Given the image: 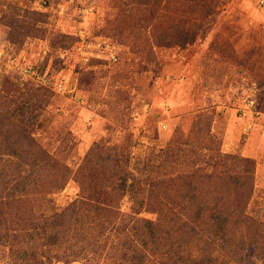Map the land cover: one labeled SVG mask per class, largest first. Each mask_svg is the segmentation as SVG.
<instances>
[{"label":"rangeland","instance_id":"374dc122","mask_svg":"<svg viewBox=\"0 0 264 264\" xmlns=\"http://www.w3.org/2000/svg\"><path fill=\"white\" fill-rule=\"evenodd\" d=\"M129 2L0 0V116L15 105L11 99L26 98L30 86L47 87L40 100L48 102L41 110L35 109L38 124L33 134L59 161L49 162V167L68 165L73 177L86 151L97 143L122 145L123 151L128 144L138 178L152 172L169 173L165 171L171 163L141 170L149 154L160 152L173 136H178L173 141L177 155L186 161L197 158L195 154L204 152V146L219 145L224 153L253 160L254 191L248 211L261 213L264 0H210L211 14L200 19L196 38L186 45L157 44L160 27L180 15L173 13L179 5L176 0H168L162 10L155 8L148 24L141 12L130 9ZM16 121L5 125L10 136L13 127L15 131L21 127L14 126ZM206 132L215 136L212 144L203 141ZM185 139L186 147L182 145ZM13 160L0 157L2 195H11ZM178 162L181 169L187 166L184 159ZM77 183L69 178L50 193L28 195L35 199L38 211L50 213L79 197ZM131 205L129 195L124 194L118 210L132 213ZM134 215L155 219L157 213L142 209ZM9 245L0 243V264H11ZM110 246V241H97L96 255L108 252ZM91 258L95 261L89 264L109 262L104 256ZM251 259L253 264H262L259 258Z\"/></svg>","mask_w":264,"mask_h":264},{"label":"trees","instance_id":"16d2710c","mask_svg":"<svg viewBox=\"0 0 264 264\" xmlns=\"http://www.w3.org/2000/svg\"><path fill=\"white\" fill-rule=\"evenodd\" d=\"M129 3L148 24L155 8L162 10L168 0ZM176 3L179 5L173 13L180 15L172 23L166 22L170 25L160 27L157 44L194 41L200 19L212 12L210 0ZM182 4L186 5L184 11ZM189 20L191 24L186 25ZM29 89L26 98L11 99L15 105L0 116L4 135L0 138V157L15 158L11 195L0 193V243L10 242L11 264H70L83 258V264H89L95 261L91 255L95 259L104 256L108 264H253L252 257L264 264V210L256 215L248 211L254 191L252 159L210 145L204 146V152L197 151V158L186 161L177 155L173 141L178 136H173L172 143L157 154L150 153L146 163L142 160L141 171L170 163L174 170L169 165L165 171L169 173L152 172L138 178L128 144L123 151L122 145L103 147L97 143L86 151L73 177L68 165L49 167V162L59 161L33 134L38 124L35 109L47 104L40 97L48 88L39 85ZM11 119L17 120L14 126L21 127L17 131L13 127L10 136L5 125ZM202 139L212 144L215 136L206 132ZM182 142L188 145V139ZM186 155L192 156L189 152ZM178 159H184L187 166L179 168ZM69 178L78 182V199L50 213L38 211L28 193H50ZM124 194L131 199L132 213L118 210ZM142 209L156 212V218L134 215ZM97 241H110L108 252L97 256Z\"/></svg>","mask_w":264,"mask_h":264},{"label":"built area","instance_id":"2783aa9c","mask_svg":"<svg viewBox=\"0 0 264 264\" xmlns=\"http://www.w3.org/2000/svg\"><path fill=\"white\" fill-rule=\"evenodd\" d=\"M32 73H33V71H32Z\"/></svg>","mask_w":264,"mask_h":264}]
</instances>
